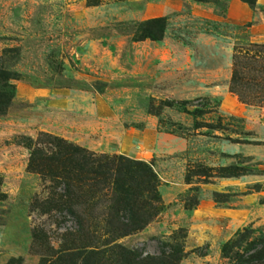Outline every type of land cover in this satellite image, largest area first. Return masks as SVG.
Here are the masks:
<instances>
[{
	"label": "rangeland",
	"instance_id": "1",
	"mask_svg": "<svg viewBox=\"0 0 264 264\" xmlns=\"http://www.w3.org/2000/svg\"><path fill=\"white\" fill-rule=\"evenodd\" d=\"M230 2L0 0L1 66L16 88L0 117V264H40L76 228L41 211L51 185L27 170V144L40 133L153 167L163 210L116 244L143 257L180 251L177 264H264L255 260L264 242V108L229 89L234 47L264 43V0L255 11L247 5L253 18L241 25L227 20ZM159 17L169 19L164 39L136 41L138 26ZM181 108L200 110L199 128ZM205 199L245 208L248 219L219 246L189 251L192 214Z\"/></svg>",
	"mask_w": 264,
	"mask_h": 264
},
{
	"label": "trees",
	"instance_id": "2",
	"mask_svg": "<svg viewBox=\"0 0 264 264\" xmlns=\"http://www.w3.org/2000/svg\"><path fill=\"white\" fill-rule=\"evenodd\" d=\"M241 1L253 11L260 8L258 0ZM168 20L159 17L142 22L135 40L162 41ZM245 41L234 47L229 89L244 104L264 108V43ZM14 79L2 69L0 59V117L7 114L15 100L16 88L11 83ZM181 111L192 116L195 128L200 127L197 123L200 110L181 108ZM27 148L30 150L27 170L51 185L49 197L41 204L42 213L57 212L77 220L74 233L65 236L67 244L59 250H50L40 264H177L182 260L176 250L167 255L143 257L136 248L116 244L119 239L143 230L163 210L160 180L150 164L124 155L96 153L48 133H40L35 141L29 140ZM102 231L109 236L105 241L99 236ZM261 245V254L255 259L260 262L264 242ZM8 264L23 262L10 260Z\"/></svg>",
	"mask_w": 264,
	"mask_h": 264
},
{
	"label": "crops",
	"instance_id": "3",
	"mask_svg": "<svg viewBox=\"0 0 264 264\" xmlns=\"http://www.w3.org/2000/svg\"><path fill=\"white\" fill-rule=\"evenodd\" d=\"M241 11L238 12V8ZM253 18V11L238 0H231L227 20L243 24ZM193 222L186 239L189 251L203 246L216 247L229 239L248 219L245 208L219 206L212 200H202L192 214Z\"/></svg>",
	"mask_w": 264,
	"mask_h": 264
}]
</instances>
